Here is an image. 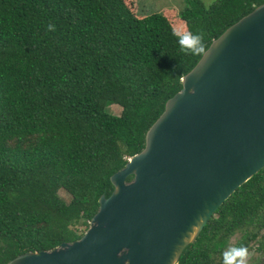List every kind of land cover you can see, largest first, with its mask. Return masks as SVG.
Instances as JSON below:
<instances>
[{
	"label": "trees",
	"instance_id": "1",
	"mask_svg": "<svg viewBox=\"0 0 264 264\" xmlns=\"http://www.w3.org/2000/svg\"><path fill=\"white\" fill-rule=\"evenodd\" d=\"M186 1L180 13L139 16L128 0H0V264L80 238L182 76L264 2ZM174 33L200 35V50ZM263 228L264 168L219 206L178 264H223L224 252L248 253L254 242L264 253Z\"/></svg>",
	"mask_w": 264,
	"mask_h": 264
},
{
	"label": "water",
	"instance_id": "2",
	"mask_svg": "<svg viewBox=\"0 0 264 264\" xmlns=\"http://www.w3.org/2000/svg\"><path fill=\"white\" fill-rule=\"evenodd\" d=\"M264 168V2L212 39L110 176L82 236L7 264H178L216 210ZM132 176L130 180L128 177Z\"/></svg>",
	"mask_w": 264,
	"mask_h": 264
},
{
	"label": "rangeland",
	"instance_id": "3",
	"mask_svg": "<svg viewBox=\"0 0 264 264\" xmlns=\"http://www.w3.org/2000/svg\"><path fill=\"white\" fill-rule=\"evenodd\" d=\"M206 5H209L210 3L214 2L215 0H203ZM128 5L130 8L137 13L139 16L143 13L140 9H143L146 14L153 13V12H162L163 9H173L177 11V13H180L185 6L187 5L186 0H128ZM175 19V18H174ZM109 110L112 113L119 114L121 108L118 105H111L109 107ZM60 194L65 198L68 199V195L65 191L61 190ZM239 238V234H234L230 242L235 243L237 239ZM258 242H255L246 256L244 257V264H254V261H257L258 257L263 259L264 261V253L260 252L258 249Z\"/></svg>",
	"mask_w": 264,
	"mask_h": 264
},
{
	"label": "clouds",
	"instance_id": "4",
	"mask_svg": "<svg viewBox=\"0 0 264 264\" xmlns=\"http://www.w3.org/2000/svg\"><path fill=\"white\" fill-rule=\"evenodd\" d=\"M48 27L52 28V25H49ZM174 34L177 35L178 43L181 47L187 48L194 52L200 50V35H193L191 33ZM246 254L247 250L244 247L230 248L228 251L223 253V264H244V257Z\"/></svg>",
	"mask_w": 264,
	"mask_h": 264
},
{
	"label": "flooded vegetation",
	"instance_id": "5",
	"mask_svg": "<svg viewBox=\"0 0 264 264\" xmlns=\"http://www.w3.org/2000/svg\"><path fill=\"white\" fill-rule=\"evenodd\" d=\"M264 233V228L261 230V234L258 236V239L261 237V235ZM255 243V242H254ZM254 243H252V245L254 244ZM258 246H259V242H258ZM252 247V246H251ZM257 249H258V247H257ZM250 250V249H249ZM259 250V249H258ZM260 251V250H259ZM261 252V251H260ZM258 258H260V257H258ZM261 259V258H260ZM262 261H260V260H258L257 259V261H254V264H264V261H263V259H261ZM258 261H259V263H258Z\"/></svg>",
	"mask_w": 264,
	"mask_h": 264
}]
</instances>
